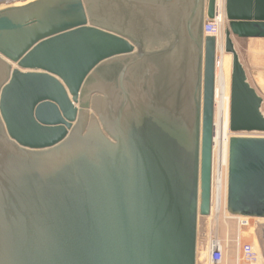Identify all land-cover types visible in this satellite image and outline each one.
Returning <instances> with one entry per match:
<instances>
[{"label":"water","instance_id":"1","mask_svg":"<svg viewBox=\"0 0 264 264\" xmlns=\"http://www.w3.org/2000/svg\"><path fill=\"white\" fill-rule=\"evenodd\" d=\"M216 0H34L0 9V264H198L212 214ZM226 210L264 219V98L226 0ZM240 133H248L240 135Z\"/></svg>","mask_w":264,"mask_h":264},{"label":"rangeland","instance_id":"2","mask_svg":"<svg viewBox=\"0 0 264 264\" xmlns=\"http://www.w3.org/2000/svg\"><path fill=\"white\" fill-rule=\"evenodd\" d=\"M6 4L5 0H0V9L5 7ZM227 26L228 20L225 18L220 30L221 35L219 34L218 36L221 43L224 41ZM234 42L247 71L250 83L264 98V42H243L236 38H234ZM218 55L220 58L228 55L232 65L231 55L227 54L224 50H219ZM243 134L241 133L240 135ZM259 134L261 136L264 135V133L260 132H252L248 135L258 136ZM230 135L231 138L233 135ZM225 202L223 201V204ZM228 214L225 204L220 211H212L210 216L200 217L198 225V264H203L207 260V245L211 238H219L225 245L226 253L222 264H249L238 258V239L241 245L249 243L254 246L258 254V260L254 264H264V220L254 218L250 220L248 225L240 226L238 220L228 216Z\"/></svg>","mask_w":264,"mask_h":264},{"label":"bare ground","instance_id":"3","mask_svg":"<svg viewBox=\"0 0 264 264\" xmlns=\"http://www.w3.org/2000/svg\"><path fill=\"white\" fill-rule=\"evenodd\" d=\"M32 1L34 0H27L24 3H17L14 5L21 6ZM206 1L208 2V0ZM219 3H220L219 0H216L215 14L217 15V13L219 12L218 16L221 18L222 15H221V11H219L220 10ZM225 4H226V0H224V12H225ZM221 19L223 20V18ZM215 37L218 40L217 42V53H218L219 50L222 51L224 50V41L221 43L219 42V38L217 36ZM230 74H231V61L229 56L224 55L222 58L219 57V61L217 62V67H216V88H215L214 168H213V211L215 212H218L221 209H223L224 205L226 204V202L223 204V201H227L229 142L231 136L230 134L233 135V133L230 132V128H229L230 84H231ZM260 220H264V219L261 218Z\"/></svg>","mask_w":264,"mask_h":264},{"label":"built area","instance_id":"4","mask_svg":"<svg viewBox=\"0 0 264 264\" xmlns=\"http://www.w3.org/2000/svg\"><path fill=\"white\" fill-rule=\"evenodd\" d=\"M27 0H5L7 3L5 7H11L15 6L14 4L17 3H24ZM221 15L223 20L215 14L213 19L206 18L205 24H204V33L206 36H219L221 27L223 25V22L225 20V12H224V0H219ZM27 4V3H26ZM220 15V16H221ZM219 61V55L217 53V59H216V67L217 62ZM212 211H213V201H212ZM228 216L236 218L240 224V226H246L250 223L251 219L250 217H242V216H232L228 214ZM238 258L239 260H243L249 264H254L258 260V254L255 251V248L252 244L246 243L241 245L240 240L238 239ZM207 251H208V258L203 264H222L225 258V245L219 238H211L208 245H207Z\"/></svg>","mask_w":264,"mask_h":264},{"label":"crops","instance_id":"5","mask_svg":"<svg viewBox=\"0 0 264 264\" xmlns=\"http://www.w3.org/2000/svg\"><path fill=\"white\" fill-rule=\"evenodd\" d=\"M239 40H242L243 42H264V38H236Z\"/></svg>","mask_w":264,"mask_h":264}]
</instances>
